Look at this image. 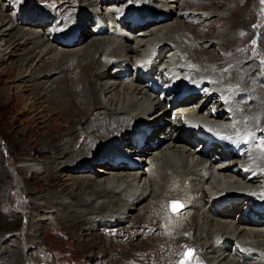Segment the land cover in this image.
Listing matches in <instances>:
<instances>
[{"label": "bare ground", "instance_id": "obj_1", "mask_svg": "<svg viewBox=\"0 0 264 264\" xmlns=\"http://www.w3.org/2000/svg\"><path fill=\"white\" fill-rule=\"evenodd\" d=\"M42 1L49 4L37 14H25L26 7L7 16L0 6L1 118L22 140L12 141L3 131L0 138H7L21 153H33L13 169L18 181L11 183L13 175L9 181V175L0 172L3 208L9 205L7 190L20 182L23 192L30 193L31 179L36 191L45 193L40 196L42 206L31 201L25 205L45 214L38 222L29 217L37 225V234L45 227L41 223H56L68 232L76 250L86 251L87 256L95 257L96 246L104 250L114 243L104 233L116 231L134 241L143 237L129 246L147 257L144 264L167 260L156 253L166 247L174 261L184 246L194 250L190 264H264V214L250 218L255 208H264L260 147L264 143V72L256 75L257 80L252 78L256 65L242 58L253 33L247 31L245 44L237 37L249 21L256 23L264 57V23H259L256 12L250 19L243 15L242 0H132L129 4L102 0L108 3L99 11L94 7L92 17L82 11L69 20L65 17L73 10L70 6L87 9L83 5L97 6V0ZM226 1L230 14L221 10ZM122 2L128 7H116ZM212 3L217 8L204 6ZM132 19L143 23L133 24ZM211 28V37L204 35ZM219 39L223 53L239 61L209 71L215 60L204 48ZM241 47L246 51H239ZM158 59L165 63L158 65ZM202 60L206 64L200 67ZM146 63L151 73L143 78L137 67ZM150 80H161L156 91ZM168 81L176 89L165 88ZM186 84L204 92L197 108L186 102L167 107L168 102L159 99L180 92ZM197 130L205 135L198 137ZM213 131L238 145L237 153L221 150L215 159L216 152L203 147L209 140L218 148L211 139ZM191 139L198 142L197 148ZM82 169L95 174L71 173L69 189L60 183L61 174L66 177L67 172ZM25 172L30 173L29 179ZM245 199L260 204H249L244 215ZM173 201L183 205L178 212L169 210ZM128 218L129 228L104 230L83 239L93 224L108 227ZM7 228L6 222L0 223V236ZM10 247L0 244V264L4 259L11 258L12 264L21 259L17 242Z\"/></svg>", "mask_w": 264, "mask_h": 264}, {"label": "rangeland", "instance_id": "obj_2", "mask_svg": "<svg viewBox=\"0 0 264 264\" xmlns=\"http://www.w3.org/2000/svg\"><path fill=\"white\" fill-rule=\"evenodd\" d=\"M242 1L244 3L243 15H245L246 17H248V19H250L252 17L251 14L254 13V11H255L256 15H258L259 23L263 24L264 23V18H263L264 17V3H262L261 0H242ZM23 2H26L27 5ZM54 2H56V1H54ZM124 2L129 4V3H133L134 1L126 0ZM124 2L120 3L119 5H116V7H120V6H124V8H126V6L128 7V5ZM17 3L18 2H16L15 0H0V6H3L2 11L7 16H13V15L15 16L18 13L23 12L26 7L28 10H26L27 12H25V14H27V13L29 14V12L30 13L34 12L37 14V12L39 13L41 10L46 11L47 8H42V7H47V4H49V3L44 2L42 0H22V1H20L21 4L20 3L17 4ZM59 3H62V2H59ZM105 3H108V2L102 1V0H97V2H96L97 6L92 7L91 5L90 6L83 5V6L87 7V9L80 8V6H81L80 4L79 5H72L70 7L73 10L69 14H67V16L65 18H67V19L69 18V20H70L72 14L78 15L79 13H82V11L86 12L87 15L92 17V15H93V14H91V13H93L92 9L94 7H97L95 9H97L99 11L100 10L99 7H102ZM153 3H155V2H153ZM228 5H229V2L226 1L224 7L221 10H223L227 14H230V11L228 9ZM204 6L207 8H213V7L217 8V3H212L210 5H204ZM56 7H57V5L54 6V8H56ZM141 7H145V5L141 6ZM62 11H64V10H62ZM49 18H51V19H49ZM49 18H48L49 22L51 20H54V18H52V16H50ZM213 19H216V17H214ZM131 22L133 24H136V25L137 24L141 25L143 23V21H137V19H132ZM249 22H248L249 23L248 27H245L242 31L239 30V32H237V34H238L237 37L239 38L238 40H240L241 44H245V41H247L246 37H245L247 31H249L250 34H251V32L253 33L254 37H251L250 35H248V37L250 36V39H248V43H249V45L247 47L248 50L246 51L245 48L241 47L242 49H240L239 51L245 50L246 53L244 56H242V58L247 57V59L248 60L250 59L249 61H251L250 64L256 65L257 69L253 72L252 78L254 76V79L257 80L258 76L256 77V75H260V74L262 75V71L264 72V57L262 56V54H261L262 52L259 50L258 43H257L258 42V40H257L258 39V37H257L258 33L256 32L257 30L255 28L256 23L252 24L251 21H249ZM86 25H89V21L86 22ZM34 27H36V26H32V27H29L27 25L24 26V28H27V29L28 28L34 29ZM88 27H90V25ZM193 27L196 28V25H194ZM217 28H218V26H216V29ZM78 29L79 28L77 27V30H75L76 33H78V31H79ZM204 31H205L204 35H206L207 37H211V34L214 30H212V28H211V29H208V31L207 30H204ZM204 31H198L197 30L196 33L202 34V32L204 33ZM207 32L208 33L210 32V33L207 34ZM188 37L190 38V37H192V35H189ZM186 43H188V42H185V45H186ZM201 43H203V41H200L198 44H196V46H195L196 51H198L200 49L198 47L200 46ZM222 43H223L222 40L219 39V40H215V42L213 41V42L205 45L204 51H206L208 53L211 52L213 60H215V62H214L215 64L213 63L211 65L212 68L209 71H217L220 68L223 70V68H226L228 66H232L236 62L239 61L238 59H229V57H227L225 55V52L223 53L224 49L220 48ZM213 44H214V46H213ZM211 47H215V48H211ZM217 50H218V52H217ZM18 54L19 53H17V55ZM187 55L190 56V58L192 57V55L190 53H187ZM17 57L18 56H14L13 58L16 59ZM197 57L199 59L202 58V56H197ZM198 58H195V59L198 60ZM195 59L192 58L191 60L194 61ZM202 59H204V58H202ZM203 63H204L203 60L199 61L200 67L203 66ZM204 64H206V61ZM209 71H207V72H209ZM262 85L264 86V83H262ZM262 90H264V89H262ZM250 107H253V105H251ZM240 112L242 113V109H240ZM245 112L246 111L243 110V113H245ZM1 115H2V113L0 110V133L2 131L4 133L7 132L8 138H10L12 141H15V140L21 141L22 139L17 138V135H15L13 132H11L8 129L9 126L2 122ZM258 123H260V120L257 121V125H258ZM14 135H15V137H14ZM263 136H261L260 138H262ZM197 143H193V144H195L194 148L198 147ZM262 150L264 152V149H262ZM30 154L21 153L19 148L17 146L10 144V141L7 138H5V137H4V139L0 138V161H1L0 172L5 171L9 175L8 180L10 181L9 177L11 175H13V169L16 168L20 164V160L23 157H25V156L30 157L33 155V153H31V152H30ZM134 155L135 154H131L130 156H134ZM94 165H96V164H94ZM94 165H93V167H95ZM71 173H72V175L73 174H75V175L79 174V176H83V175L89 176V175H92L93 173L95 174V170L82 169L80 172H76V173L75 172H67L66 177L62 176V174H61L60 178H59L60 183H63V186L66 187L67 189H69L68 187L73 185V181L70 178ZM24 174L26 175V177H28L27 179L30 178L29 172H25ZM12 177L13 178L11 179L12 180L11 183L18 181L17 177H15V174ZM29 181H30L29 186L31 189L30 193L23 192L24 190H22L20 188L21 183L19 182L20 185L18 183V186L16 184L13 187H11V189L7 190V197H8L7 201L9 203V205H5L7 207V208L5 207L6 210H5V208H3L4 206L0 202V208H1L0 209V223L6 222V224H8V228L5 231L7 233L2 234L0 236V244L2 246L8 245V247H10V244L17 242L19 249L22 251L20 254H22V255H21V259L19 258L18 262L16 264H144L145 263V262L143 263V261L147 257H145V256L142 257L140 255V253H135L137 251L135 249H132L131 246H129L130 244L131 245L137 244L139 239L143 238V237L142 238L139 237L141 235L134 237V238H136V240L134 241V239H129L126 235H122L123 233H120V232L118 233L115 231L114 233H112L110 235L104 233V235L109 240L110 239L113 240L115 244L112 243V244L106 245L104 247V250L99 249V247H102V246H99V245H98L99 247L96 246L93 249V251L95 253V257H93V256H87L88 253L86 251L80 252V251L76 250V243L72 239L69 238V235L67 234L68 232L65 229H62L60 226L56 225V223L55 224H49V225L48 224L46 225L45 223H41L40 225H43L45 227L43 228L42 232L39 231L40 233L37 234V232L35 230L36 229L35 226H37V225L35 223L31 224L29 217L31 218L33 216V220H37L35 222H38V220L40 219V215H45V214H43L42 211L37 212L34 207L27 206L28 207L27 208V207H25V205L28 201H31L32 204L39 206L38 205V203H39L42 206L43 200L40 198V196H42V194H45V193H42V194L38 193L36 191L34 185L32 184V180L30 179ZM1 187H3V186H1ZM57 188L58 187H56V189ZM46 210H48V209H46ZM169 210L171 211V207H169ZM171 212H173V211H171ZM6 213L8 215H6ZM136 214L137 213L135 212L134 216ZM90 221H92V219H89V222ZM92 223H95V222L93 221ZM136 223H138V222H136ZM130 226H131V218H128L126 220V222L121 223V224H114L112 226L109 225L108 227H110V228H108L104 225H101V224H99V225L93 224L92 227L87 228L88 230H86V232L88 233V235L86 236V238H83V239H84V241H86L88 238H90V239L94 238L95 236L93 237V235H96V234L101 235L102 232H105L104 230L113 231V230H116V228L117 229H119L120 227L129 228ZM105 228H107V229H105ZM89 230H91V231H89ZM22 232H26V234H29V235L31 234L32 236L30 238L28 236L25 238H22L19 235ZM184 237L188 238L189 236L184 235ZM171 241L174 242L173 239H171ZM128 242H130L128 245L123 246L125 248L121 247L122 245L127 244ZM116 244H119V245L122 244L121 246H119L121 248L116 247ZM14 248H17V247H14ZM14 248L10 247V250H12ZM181 249L182 250H181L180 255L184 251L185 246L183 248L181 247ZM169 250L170 249L168 247H166L164 249L163 248L160 249V251L159 250L156 251V253L160 257H166V256L168 257L167 260L162 261L159 264H177L176 258L179 257V255L177 254V257H174V261H170V259L172 258V254L170 252H168ZM23 251H25V252H23ZM161 251H163L164 253ZM179 252H180V250H179ZM123 256H125V257H123ZM192 257H193V255H192ZM4 260H5L4 264H12L11 258L4 259ZM0 263H3L1 259H0ZM152 263L153 262L150 261V264H152Z\"/></svg>", "mask_w": 264, "mask_h": 264}, {"label": "snow or ice", "instance_id": "obj_3", "mask_svg": "<svg viewBox=\"0 0 264 264\" xmlns=\"http://www.w3.org/2000/svg\"><path fill=\"white\" fill-rule=\"evenodd\" d=\"M262 3H264V0H261ZM261 149H264V143L260 145ZM183 205L178 201L170 202V207L173 212L178 211ZM192 252L191 250H188L187 252L183 253V259L178 261L177 264H190Z\"/></svg>", "mask_w": 264, "mask_h": 264}, {"label": "water", "instance_id": "obj_4", "mask_svg": "<svg viewBox=\"0 0 264 264\" xmlns=\"http://www.w3.org/2000/svg\"><path fill=\"white\" fill-rule=\"evenodd\" d=\"M170 205V204H169Z\"/></svg>", "mask_w": 264, "mask_h": 264}]
</instances>
